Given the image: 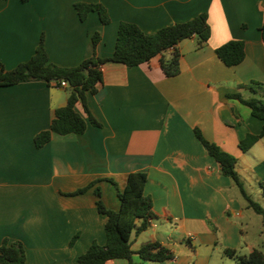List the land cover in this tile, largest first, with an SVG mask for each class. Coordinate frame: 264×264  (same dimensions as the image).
Returning a JSON list of instances; mask_svg holds the SVG:
<instances>
[{
	"label": "crops",
	"instance_id": "1",
	"mask_svg": "<svg viewBox=\"0 0 264 264\" xmlns=\"http://www.w3.org/2000/svg\"><path fill=\"white\" fill-rule=\"evenodd\" d=\"M77 1L103 3L111 21L103 23L97 11L81 20ZM201 12L208 13L212 35L203 46L197 36L179 43V74L166 75L161 54L133 67L103 65V83L88 93L90 110L102 126L91 123L78 102L77 111L88 120L83 133L55 132L37 147V133L48 129L56 109L67 103L66 87L45 80L0 86V245L5 238L21 240L26 264H83L78 257L94 240L107 241V215L97 208L96 186L105 205L118 210L111 179L123 190L130 172L145 170V193L157 218L176 237L188 238L176 242L181 249L158 236L152 239L169 246L174 257L147 264H210L214 252L228 256L225 249L234 248L245 254L256 247L245 240L251 227L245 222L248 201L221 172L195 128L237 157L241 179L251 177L264 199V136L247 150L240 145L262 131L264 119L228 97L238 92L264 99V0H0V60L7 69L29 60L44 34L50 60L75 66L94 52L112 56L122 20L151 33ZM96 32L101 39L94 47ZM230 39L246 42V57L234 66L216 53ZM96 179L101 180L84 193L70 194ZM144 232L133 233L134 250L148 241Z\"/></svg>",
	"mask_w": 264,
	"mask_h": 264
},
{
	"label": "trees",
	"instance_id": "2",
	"mask_svg": "<svg viewBox=\"0 0 264 264\" xmlns=\"http://www.w3.org/2000/svg\"><path fill=\"white\" fill-rule=\"evenodd\" d=\"M28 1V0H23ZM75 7L80 19L84 20L90 11H97L103 23H109L111 16L106 5L101 2L77 1ZM264 39V25L261 27ZM212 35V29L208 20V13L201 12L195 17L166 25L155 32H146L140 25L133 21L122 20L119 25L115 52L110 57H100L94 52L75 66H60L50 60L46 47L45 35L42 34L34 55L27 61L19 63L12 69H7L0 60V86L12 85L26 80L53 81L66 80L69 86L66 105L60 106L55 111L51 125L35 136L37 147H42L51 140L53 133L67 134L71 132L83 133L88 126V120L76 109L80 102L91 123L102 126V123L90 110L88 105V93H96L99 85L103 83V65L109 61L120 62L129 67L137 66L150 61L161 54V67L168 76L180 73V60L182 52L179 43L193 36L198 37L200 46L205 45ZM94 47L101 39L99 32L93 37ZM246 42L243 39H230L216 48L217 55L228 66L241 63L246 57ZM170 51L168 56L165 53ZM251 88H255L251 85ZM229 98H235L250 107L254 116L264 119V99L259 97L244 98L240 93H229ZM195 133L201 143L206 146L208 152L217 160L220 170L224 175L231 177L240 188L243 196L248 201L249 207L262 215L264 234V206L255 200L247 191L244 181L236 169L237 157L221 149L215 142L208 140L200 130L195 128ZM264 136V127L259 134H249L240 143L243 150H247L252 144ZM101 179H96L87 186L79 188L70 194H80L96 185ZM116 185L120 199L118 210L107 207L103 202L102 189L96 186L95 192L97 208L107 215L105 244L94 240L88 250L81 253L78 261L83 264H108V261L116 258H125L128 264H143L142 261H165L174 257L173 250L160 240H148L142 242L137 250L133 249L132 235L149 228L157 214L153 207V199L145 193L148 181V172L137 170L129 173L125 188ZM264 188V181H260ZM140 222V223H139ZM77 235L74 237L76 238ZM134 253H138L141 261L134 259ZM225 254L235 258L236 264H264V251L254 247L245 254L237 253L234 248H226ZM27 252L21 240L5 238L0 245V264H26Z\"/></svg>",
	"mask_w": 264,
	"mask_h": 264
},
{
	"label": "rangeland",
	"instance_id": "3",
	"mask_svg": "<svg viewBox=\"0 0 264 264\" xmlns=\"http://www.w3.org/2000/svg\"><path fill=\"white\" fill-rule=\"evenodd\" d=\"M67 92H69L68 89H66ZM242 109H247V111H250V108L246 105L242 106ZM206 147V146H204ZM245 176H249V175H245ZM246 178V179H245ZM245 180V181H244ZM244 182L245 185L247 187L248 192L253 196V198L255 200H257L258 202H260L263 206H264V199H261L262 197H260V193H256V189L255 188H259V185L253 180L251 179V177H244ZM245 222L246 220H248V222L250 223V229H249V233L247 234L245 240L247 242H251L253 243L256 247L262 249L264 251V235L262 234V215L257 213L253 208L249 207L248 209H246L245 211ZM155 223L156 225L151 224L149 226V228H147L145 230V232L143 233V236L145 239L148 238V240H152L154 238H157V236L165 241H170L174 246H178L179 249L182 248V245L176 242H179L180 239L183 238L180 236H175L172 234V230H166L165 228V224L167 222L164 221V223H162L160 221L159 218L155 219ZM246 225V224H245ZM142 237V236H141ZM173 237V238H172ZM188 238L186 237V239H182L184 242L187 240ZM189 247V244H187ZM244 247H246L244 245ZM189 251L191 253L192 250L190 248H188ZM244 253L247 252L246 250L243 251ZM135 259L137 261H141L140 257H138L137 255L135 256ZM195 260V258H194ZM143 264H147V261H142ZM237 260L235 258H231L229 256H225L223 255L221 252H214L212 258H211V262L210 264H236Z\"/></svg>",
	"mask_w": 264,
	"mask_h": 264
},
{
	"label": "built area",
	"instance_id": "4",
	"mask_svg": "<svg viewBox=\"0 0 264 264\" xmlns=\"http://www.w3.org/2000/svg\"><path fill=\"white\" fill-rule=\"evenodd\" d=\"M53 84L58 86V87H68L69 86V83L66 80H61L60 82L59 81H53Z\"/></svg>",
	"mask_w": 264,
	"mask_h": 264
}]
</instances>
